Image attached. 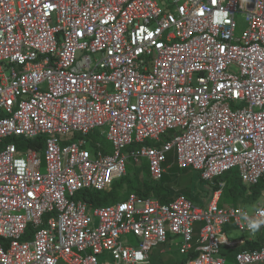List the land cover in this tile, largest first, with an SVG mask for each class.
<instances>
[{"label": "built area", "instance_id": "built-area-1", "mask_svg": "<svg viewBox=\"0 0 264 264\" xmlns=\"http://www.w3.org/2000/svg\"><path fill=\"white\" fill-rule=\"evenodd\" d=\"M169 153L215 189L207 206L76 199L130 161L159 182ZM230 171L264 180V0H0V264H151L169 236L184 264H228L227 230L264 219L220 204Z\"/></svg>", "mask_w": 264, "mask_h": 264}, {"label": "trees", "instance_id": "trees-1", "mask_svg": "<svg viewBox=\"0 0 264 264\" xmlns=\"http://www.w3.org/2000/svg\"><path fill=\"white\" fill-rule=\"evenodd\" d=\"M10 142H13L14 139H10ZM42 141L37 142L33 146L39 147L41 146ZM176 165V164H175ZM177 166V165H176ZM142 174L145 175L144 180L141 182L136 181L137 183L134 182V180H131L127 174L120 178L119 180L115 181L110 190L106 192H95V191H89L85 190L76 195V199H82L92 206H105V205H111L113 203L119 202L123 199H125L129 194L135 193L139 195L140 197H155L157 198L161 203H168L170 200L173 198L179 196H175L172 184L173 179H176L179 174L182 175H187V174H192V172L189 169H180L177 166V169L179 171L178 175L176 177L170 176L168 173V169L166 174L163 176V179L159 182H153L151 178L149 177L148 173V167L146 164L143 165L142 167ZM149 177V179H147ZM200 179V177H199ZM201 180V179H200ZM220 181H223L226 183V188L223 192V196L221 199L220 204H230V205H244L242 203V200H249L251 202H255L260 196L261 192L264 190V180H262L258 185L256 186H251L249 188L245 187L241 180L239 179V176L236 171H230L226 173L224 176L220 178ZM203 184H207L201 180ZM210 187V185H209ZM125 188V189H124ZM121 190H124L125 196L120 198L119 192ZM227 193V198L228 201L230 202H225V194ZM248 193H250V197L248 198ZM185 198L194 201L193 197L190 194H185ZM263 236V234L259 233L257 231L256 236L259 235ZM264 238V236H263ZM170 241L171 236L168 238ZM256 246L259 248L261 247L260 244L257 243H248L246 247L242 249H236V250H229L222 248L221 254L225 256L227 259L233 260L234 256L236 253L244 250H255L257 249ZM192 256H195L193 252H191ZM189 256H184V260L181 262H178L177 264H184V262L188 259ZM235 263V261H234Z\"/></svg>", "mask_w": 264, "mask_h": 264}, {"label": "rangeland", "instance_id": "rangeland-1", "mask_svg": "<svg viewBox=\"0 0 264 264\" xmlns=\"http://www.w3.org/2000/svg\"><path fill=\"white\" fill-rule=\"evenodd\" d=\"M236 20L239 23V29L242 30L243 28H245V15L242 13H238L236 16ZM166 138L163 137V141H165ZM103 141V139L101 140ZM15 143V145L18 147L19 152L24 153L28 150L30 143L27 142H23L21 140H14L13 141ZM17 143V144H16ZM104 143V142H103ZM147 146H155V143L152 141H148ZM140 147V146H137ZM126 152V151H125ZM43 161V158H42ZM146 164L145 161H143V165ZM147 165V164H146ZM164 166L168 169V173L170 176L176 177L179 173L177 166L174 163V159H173V154L169 153L167 156V162L164 164ZM143 169V168H142ZM142 169H138L136 168L133 164L132 161H130V163H128L127 166V176L131 179L134 180L135 183H137L136 181H139L142 183V181L145 178V175L142 174ZM200 175L199 173H190L187 175H182L179 174L177 176L176 179H173V191L175 196L179 195V196H183L185 197V194H190L193 199H194V203L197 206H207L208 202L210 201L211 197H212V193L214 192V188H210L209 185L207 184H203L201 182V180L199 179ZM147 179H149V177H147ZM125 189V188H124ZM250 193H248V198L250 197L249 195ZM120 198L125 196L124 190H121L119 192ZM225 202H230L228 201L227 198V193L225 194ZM242 203L244 205H242V207L250 214L254 213V211L257 209L259 204H264V190L261 192V196L255 201V202H251L249 200H242ZM115 204V203H113ZM230 205V204H229ZM236 206V205H235ZM201 224H198L196 227L198 229V227ZM230 231H234V232H238L232 228L229 229ZM228 230V231H229ZM261 234H263L264 236V229H259L258 230ZM239 233V234H238ZM232 233V232H228L229 238L232 239V236H239V235H245V233ZM256 236V235H255ZM128 238H132L131 236H128ZM173 241L170 243L169 247H167V252L165 251V253H161V248L162 246L156 248L153 252V254L156 256L151 258L152 259V264H167L164 257H167L169 254H172V257L177 259L178 261L180 260L182 256L179 253V245L180 244V240L179 239H175L172 238ZM122 241L125 244L129 243V240L127 239V236H123L122 237ZM178 242V243H177ZM264 246V243H262ZM169 248V249H168ZM168 255H167V254ZM99 260V264H117V259H115L114 257H112V255L110 253H104L103 255H100L98 257ZM231 263L234 261L228 259Z\"/></svg>", "mask_w": 264, "mask_h": 264}, {"label": "crops", "instance_id": "crops-1", "mask_svg": "<svg viewBox=\"0 0 264 264\" xmlns=\"http://www.w3.org/2000/svg\"><path fill=\"white\" fill-rule=\"evenodd\" d=\"M259 205H262V204H259ZM258 205V206H259ZM229 230V229H228ZM227 230V233L228 232H232V233H238V232H234V231H228ZM260 233V232H259ZM239 234V233H238ZM229 236V235H228ZM230 240H232L233 242H237V249H242V248H244V247H246L247 246V244L248 243H257V244H260L261 245V247H263V244L262 243H264V238H263V236H260V234L259 235H257V236H251V235H249V234H243V235H239V236H232V239L230 238ZM173 241V239H170V241H169V243L168 244H166L165 246H162V248H161V253H165V251L167 252V247H169V245H170V243ZM195 241L197 242L198 241V236H197V234H196V237H195ZM178 243V242H177ZM179 245V244H178ZM256 248H259V246L257 247L256 246ZM169 249V248H168ZM225 249H227V248H225ZM230 250V249H229ZM236 250V249H235ZM167 254V253H166ZM168 255V254H167ZM152 257H153V259H154V257H156L154 254H152ZM151 257V258H152ZM166 258V259H165ZM184 257H181L180 258V260L178 261L177 259H175V258H173L172 257V254H169L167 257H164V259H165V261H166V263L167 264H177L178 262H181V261H183L184 259H183ZM233 261H234V259H233ZM151 264H152V259H151ZM228 264H233V262L231 263L229 260H228Z\"/></svg>", "mask_w": 264, "mask_h": 264}, {"label": "clouds", "instance_id": "clouds-1", "mask_svg": "<svg viewBox=\"0 0 264 264\" xmlns=\"http://www.w3.org/2000/svg\"><path fill=\"white\" fill-rule=\"evenodd\" d=\"M262 225H264V219H262V220H253V221H251L250 223L247 224V227H248V229L251 232L255 233L256 231H258L260 229V227ZM141 258H143V257H141Z\"/></svg>", "mask_w": 264, "mask_h": 264}, {"label": "bare ground", "instance_id": "bare-ground-1", "mask_svg": "<svg viewBox=\"0 0 264 264\" xmlns=\"http://www.w3.org/2000/svg\"><path fill=\"white\" fill-rule=\"evenodd\" d=\"M28 143V142H27ZM17 144V143H16ZM125 177H127V176H125ZM154 182V181H153ZM211 188V187H210ZM215 191V190H214ZM192 201V200H191ZM193 202V201H192ZM194 203V202H193ZM195 204V203H194ZM196 205V204H195Z\"/></svg>", "mask_w": 264, "mask_h": 264}]
</instances>
